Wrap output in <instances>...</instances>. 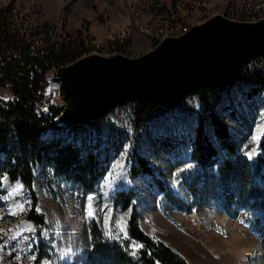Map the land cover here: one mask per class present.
<instances>
[{
    "label": "rangeland",
    "instance_id": "1",
    "mask_svg": "<svg viewBox=\"0 0 264 264\" xmlns=\"http://www.w3.org/2000/svg\"><path fill=\"white\" fill-rule=\"evenodd\" d=\"M11 1L0 0V4ZM257 1L15 0L14 8L17 24L26 29L44 27L52 43H63L73 37L76 45L84 43L88 55L122 54L138 58L154 50L165 38L180 36L184 29L189 30L214 16L238 21L236 15L240 8ZM56 71L46 76V91L47 95L54 92L53 102L61 106L59 91L52 85ZM0 99L12 102L16 97L11 90L0 89ZM212 105L228 123L241 155L255 164L262 153L264 137V90L241 80L236 87L220 89ZM139 107L140 104L130 102L79 129L49 127L43 134L41 141L53 145L54 151L49 157L56 156L55 151L60 149L72 150L79 154L81 165L90 162L97 176L94 185L86 189L76 185L74 177L61 176L54 160L45 159L37 166L36 203L46 226L43 245H40V235L35 233L37 243L31 250L37 257L35 264L42 260L51 264H101L92 258L90 225L104 234L109 228L103 211H98L95 220L84 216L85 197L89 192L98 196L103 193L102 201L112 210L109 216L117 235L121 224L127 232L129 219V210L118 203L117 197L121 192L133 193L142 230L168 244L188 264H264V213L259 208L260 204L264 205V194L242 203L233 187L220 185L211 191L205 189V183L194 182L198 120L205 113L200 95L188 96L173 111L152 113L145 124L135 117ZM206 134L219 147L212 125L206 126ZM140 158L153 168L151 175H133V167ZM185 162L193 167L180 171ZM4 169L0 165V172ZM122 170L126 175L120 178ZM2 177L5 189L22 185L20 181L11 183L8 175ZM163 181L169 186L168 193H163L158 186ZM106 182L114 183L115 190L106 187ZM25 196L32 203L26 191ZM18 203L11 198L0 201V229L6 231L26 225L28 210L25 213L16 207V215H9V209ZM113 240L118 244L121 241ZM28 243V240L21 241L19 247L26 252ZM20 254L23 257L24 252ZM12 255L10 259L5 252L3 264H19L16 253ZM24 264L33 262L27 260Z\"/></svg>",
    "mask_w": 264,
    "mask_h": 264
},
{
    "label": "trees",
    "instance_id": "2",
    "mask_svg": "<svg viewBox=\"0 0 264 264\" xmlns=\"http://www.w3.org/2000/svg\"><path fill=\"white\" fill-rule=\"evenodd\" d=\"M14 7L15 0L7 5L0 4V89L11 90L16 97L12 102L0 99V165L5 166L0 175H8L11 183L20 181L26 193L32 197V207L27 211L25 219L34 221L38 226L36 232L40 235V245H43L45 238L41 229H45L46 222L42 215L35 213V187L39 180L36 175L37 166L45 159H48L47 162L54 160L55 169L61 176L74 177V183L86 189L90 188L91 184L94 185L97 176L91 169L90 162H83L81 165L77 152L60 149L55 151L56 156L51 158L49 154L54 151L53 145L41 141L49 127L64 130L58 128L55 123L63 108L53 102L54 92L47 95L46 76L51 71L88 55L89 51L85 49L84 43L76 45V39L73 37L63 43H52L49 32L46 33L44 27L26 29L17 24ZM257 59L258 63L253 67V71L242 73L241 80L264 90V56ZM219 90L202 89L194 93L200 95L205 113H202L198 120L199 140L193 155L197 172L193 179L196 184L205 183V189L211 191L217 190L220 185L233 187L236 197L242 203H248L258 195L264 194V137L262 153L256 163L252 164L241 155L237 142L232 140L228 123L212 105ZM136 103L140 104V107L135 111V117L140 122L144 121L143 124L151 118L152 113L167 112L146 101ZM84 125L72 129H79ZM208 125L214 127L219 147H216L206 134ZM153 172V168L142 158L138 159L132 170L134 176L151 175ZM158 186L163 193L169 192L165 181L159 182ZM117 198L118 203L125 210H129L128 237L133 243H142L144 248L133 255L128 240L121 238L118 244L113 238L110 239L108 234L101 233L94 225H90L93 260L101 264H109V261H118L121 264H155L156 261H159V264H188L168 244L142 230L138 203L133 193L121 192ZM259 208L264 213V205L260 204Z\"/></svg>",
    "mask_w": 264,
    "mask_h": 264
},
{
    "label": "water",
    "instance_id": "3",
    "mask_svg": "<svg viewBox=\"0 0 264 264\" xmlns=\"http://www.w3.org/2000/svg\"><path fill=\"white\" fill-rule=\"evenodd\" d=\"M260 56L264 19L240 22L223 15L165 38L138 58L87 55L54 73L63 108L55 123L72 129L136 101L173 111L199 90L236 87L245 67Z\"/></svg>",
    "mask_w": 264,
    "mask_h": 264
},
{
    "label": "snow or ice",
    "instance_id": "4",
    "mask_svg": "<svg viewBox=\"0 0 264 264\" xmlns=\"http://www.w3.org/2000/svg\"><path fill=\"white\" fill-rule=\"evenodd\" d=\"M192 167L193 165L191 163L185 162L183 168L180 169V171H186L191 169ZM107 175L108 177H112V173H108ZM125 175L126 172L122 170L120 178H123ZM120 178H116V179H120ZM3 181H4V177H0V201H4L5 198L17 199L19 201V203L16 206L11 207L9 209V215L12 216L16 215V207H19L21 211L25 213L27 210H30L32 205L26 199L23 185H14L11 189H5ZM105 186L115 190L114 183L106 182ZM102 197H103V193H101L99 196L94 192L87 193L85 197L84 216L89 220H95L97 219L98 211H103L105 213L104 221L109 228V232L107 233L109 238L110 239L114 238L117 241H119L121 238L124 240H128L129 249L131 253L135 255L144 248V245L138 242L133 243L130 237H128L126 228L123 224L120 225L119 234L118 235L115 234V232L112 230L113 220L109 216V213L112 210L108 209L106 204L103 203ZM26 204L28 205V209H25ZM35 213L36 215H43L42 210L40 209L38 204L35 206ZM37 227L38 226L35 224L34 221H27L26 225H18L16 228H11L6 231L0 229V264H3V254L5 252H7L9 256H12L13 252H15L16 253L15 260L19 262V264H24V262L27 260H31L33 264H35L37 257L35 253L31 250L33 249L34 244L37 243V238L35 236ZM42 231L43 230L41 229V232ZM8 233H12V234L8 235ZM29 233H31V236L27 235ZM24 240L29 241V243L25 245V248L28 249V251L26 252L24 251V249L19 247L21 241ZM21 252H24L23 257L20 254ZM40 264H51V262L47 260H42ZM155 264H159V261H156Z\"/></svg>",
    "mask_w": 264,
    "mask_h": 264
},
{
    "label": "built area",
    "instance_id": "5",
    "mask_svg": "<svg viewBox=\"0 0 264 264\" xmlns=\"http://www.w3.org/2000/svg\"><path fill=\"white\" fill-rule=\"evenodd\" d=\"M236 18L240 22H257L264 19V0H259L256 3L245 4L240 8ZM188 29H184L182 34L186 33ZM180 35V36H181ZM258 63V59H255L249 63L242 73L251 70Z\"/></svg>",
    "mask_w": 264,
    "mask_h": 264
},
{
    "label": "bare ground",
    "instance_id": "6",
    "mask_svg": "<svg viewBox=\"0 0 264 264\" xmlns=\"http://www.w3.org/2000/svg\"><path fill=\"white\" fill-rule=\"evenodd\" d=\"M182 34V33H181ZM177 37V36H176Z\"/></svg>",
    "mask_w": 264,
    "mask_h": 264
}]
</instances>
